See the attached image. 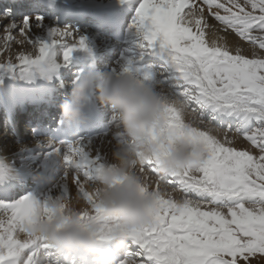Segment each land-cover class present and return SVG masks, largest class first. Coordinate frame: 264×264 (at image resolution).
<instances>
[{"label": "snow or ice", "instance_id": "1", "mask_svg": "<svg viewBox=\"0 0 264 264\" xmlns=\"http://www.w3.org/2000/svg\"><path fill=\"white\" fill-rule=\"evenodd\" d=\"M0 15L8 18L0 55L12 43L27 42L35 50L18 51L15 60L9 55L0 61V73L50 79L74 52H91L80 29L55 27L42 39L33 32L43 26L42 16L17 22L10 9ZM132 28L141 37L135 60L113 72L133 73L163 95L165 127L147 129L149 138L172 131L204 151L197 163L166 173L161 155L141 164L137 171L158 194V211L132 230L113 218L100 239L122 233L116 264H253L264 257V0H138ZM145 56L160 61L137 66ZM240 139L249 147H237ZM50 147L62 153L65 167L58 196L76 209L98 212L93 187L108 165L100 149L83 138ZM53 198L29 192L0 200V264H89L26 231L38 209L52 211ZM87 214L81 211V218Z\"/></svg>", "mask_w": 264, "mask_h": 264}, {"label": "clouds", "instance_id": "2", "mask_svg": "<svg viewBox=\"0 0 264 264\" xmlns=\"http://www.w3.org/2000/svg\"><path fill=\"white\" fill-rule=\"evenodd\" d=\"M69 87L67 98L59 105L64 124H85L90 104L98 102L116 117L127 139L117 141L112 162L99 173L93 187L98 212L92 213L86 206L76 209L70 201L57 196L48 201L52 211L45 214L38 209L26 231L33 238H46L62 253L91 259L93 264H116L117 245L124 240L117 231L111 240L102 241L100 236L107 225L117 218L124 229H138L150 223L158 211V194L148 187L137 168L161 155L162 172L180 170L197 163L204 150L194 140L172 131L155 141L149 138L147 129L153 125L165 127L164 97L155 86L133 73L89 67L81 70ZM162 144L166 156L162 154ZM81 211L88 213L83 219Z\"/></svg>", "mask_w": 264, "mask_h": 264}, {"label": "bare ground", "instance_id": "3", "mask_svg": "<svg viewBox=\"0 0 264 264\" xmlns=\"http://www.w3.org/2000/svg\"><path fill=\"white\" fill-rule=\"evenodd\" d=\"M42 1H45L49 5H52V6L58 5V0H42ZM108 1H110V3H118L121 0H108ZM83 2L88 7L101 5L99 3V0H84ZM129 3L131 6L135 8L138 7V0H130ZM27 16H32V17L42 16L44 18L43 26L36 27L33 29L34 35L39 38L47 39L48 33L52 28H55V27L63 28V26L58 23L57 21L58 18H54V16H58V14L55 15L52 11H44V12L31 11L29 14H27ZM7 19L8 18L1 15L0 25L4 24ZM1 27L2 26H0V36L2 37L4 33H2L3 30ZM75 28L80 29L88 37L89 42H90L91 51L95 55H100V57L107 59V56L109 55V53H108V50L104 46L97 48L96 46L93 47L91 45L92 44L91 39L92 40L96 39V41H98L97 38L94 36V33L92 32V28L87 29L81 25ZM14 35L16 34L14 33ZM16 39L20 40V39H23V37L16 35ZM139 39H140V36L138 37L137 40ZM12 45H17V48H16L17 51L20 50V51H28L33 54L35 53V50L27 42H25L23 45H19L18 43H12ZM102 49H104V52L101 53L100 51ZM80 51L82 50L74 52L71 60L67 64H62L61 67L51 72L50 76L53 77L54 74L55 75L62 74L65 68L67 69L73 62L77 61L73 58H75L74 56H77V54H79ZM14 57L15 56L13 55L12 57L13 60H15ZM120 57H121L120 60H116L112 62V69H110V67L106 68L105 66V68L103 69V72H111L113 71V69L119 70L120 65L125 60L129 59L128 57H125L123 55H121ZM0 61H1V58H0ZM44 77H47V76H41L37 74L35 78H32V79H29V78L21 79L18 76H12L8 74L0 73V94L6 92L7 86L9 84L14 88V90H18V92H21V91L23 92L25 91L24 88L27 87V85L28 87L35 86L36 84L41 83V80ZM118 132L120 133V131H117L115 129V134L113 136V139L112 138L109 139L108 137L102 136L98 139L92 140L93 147L100 149L101 153L105 156L108 163L112 162V152L117 143V141L115 140V136L118 135ZM45 150H47V152H45ZM0 162L3 163L5 173H7L9 177H11L10 180L12 182V185L17 184V185L23 186L25 185V182H22L23 181L22 179H24L25 181L29 176L30 178H32L33 176L30 174L38 175L43 171V169H47L49 167L53 168L54 177L56 181L53 182L52 185H50L49 187H45V188L37 190L35 195L39 197L41 195L50 194L55 198L56 196L60 194V188L58 187V185L60 184L61 179L57 181L58 179L57 177H59V175L64 173L65 167H64L62 153L60 155L53 153V148L50 147V143H47V142L43 143L41 140H35L32 137H30V140L19 138L17 139L16 142H14L10 138L7 137V134H4L0 136ZM32 167L36 168L37 170L39 168L40 172L32 173L31 172L33 169ZM56 186H57V189H56L57 192L52 194L51 190L55 188ZM75 195H76L75 188H72V196L74 197ZM73 203H75V201H73Z\"/></svg>", "mask_w": 264, "mask_h": 264}, {"label": "rangeland", "instance_id": "4", "mask_svg": "<svg viewBox=\"0 0 264 264\" xmlns=\"http://www.w3.org/2000/svg\"><path fill=\"white\" fill-rule=\"evenodd\" d=\"M17 21H20V19L19 18H17L16 19ZM7 21V20H6ZM0 26H2L1 28H2V30H3V24L2 25H0ZM66 27H68V26H66ZM1 30V31H2ZM2 33H4V32H2ZM3 37V36H2ZM1 36H0V38H2ZM140 39H141V37H140ZM140 39H139V41H140ZM0 43H2V39H0ZM20 45V44H19ZM18 45V46H19ZM12 48V50L10 51V52H7V53H4L3 55H0V58H1V61H6L7 59H8V56L11 54L12 55V57H13V55L15 56V54L18 52V51H20V50H18L17 51V45H12L11 46ZM15 58V57H14ZM121 58V57H120ZM120 58L118 59V60H120ZM131 58V57H130ZM121 129H123V127H121ZM118 131V130H117ZM229 135H232L231 133L229 134ZM237 147H249V145L247 144V142L246 141H244V140H242V139H240V140H238L237 141ZM58 185V184H57ZM57 186L55 187V188H53L52 190H51V193L53 194V193H56L57 192ZM169 191H171V189H169ZM178 195V194H177ZM56 196V195H55ZM253 264H264V257H260V256H257L254 260H253Z\"/></svg>", "mask_w": 264, "mask_h": 264}]
</instances>
